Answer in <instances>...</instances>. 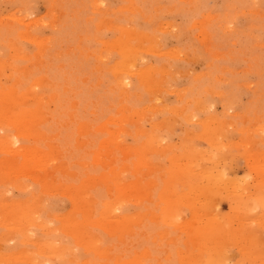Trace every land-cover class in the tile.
I'll return each mask as SVG.
<instances>
[{
    "label": "rangeland",
    "instance_id": "obj_1",
    "mask_svg": "<svg viewBox=\"0 0 264 264\" xmlns=\"http://www.w3.org/2000/svg\"><path fill=\"white\" fill-rule=\"evenodd\" d=\"M226 263L264 264V0H0V264Z\"/></svg>",
    "mask_w": 264,
    "mask_h": 264
},
{
    "label": "bare ground",
    "instance_id": "obj_2",
    "mask_svg": "<svg viewBox=\"0 0 264 264\" xmlns=\"http://www.w3.org/2000/svg\"><path fill=\"white\" fill-rule=\"evenodd\" d=\"M153 79H154V78H153ZM153 79H152V80H153ZM9 98H10V97H9ZM11 98H12V97H11ZM10 100H11V99H10ZM12 100H13V99H12ZM12 100H11V101H12ZM14 102H16V101H14ZM14 102H11V103H12V104H15ZM16 103H17V102H16ZM11 112H12V111H11ZM24 119H25V118H23V120H24ZM27 119H32V118H31V117H30V118L27 117ZM187 165H188V164H187ZM2 167H3V166H2ZM191 167H192V166H191ZM3 170H4V169H3ZM220 175H221V174H220ZM191 177H192V176H191ZM210 177H211V176H210ZM210 177H209V179H210ZM212 177H213V176H212ZM214 178H216V177H214ZM214 178H213V179H214ZM184 179H185V178H184ZM207 179H208V178H207ZM214 180H215V179H214ZM207 189H208V188H207ZM194 190H195V189H194ZM213 190H214V189H213ZM196 192H197V191H196ZM205 193H206V192H205ZM198 194H199V193H198ZM189 198H190V197H189ZM191 198H192V197H191ZM245 204H246V203H245ZM205 211H206V210H205ZM204 213H205V212H204ZM210 216H211V215H210ZM213 221H214V220H213ZM211 227H212V226H211ZM207 230H208V229H207ZM207 230H206V231H207ZM209 231H210V230H209ZM214 258H215V257H214ZM224 258H225V257H224ZM219 260H220V259H219ZM221 260H223V259H221ZM224 261H225V260H224ZM218 263H219V262H218ZM226 264H227V263H226Z\"/></svg>",
    "mask_w": 264,
    "mask_h": 264
}]
</instances>
